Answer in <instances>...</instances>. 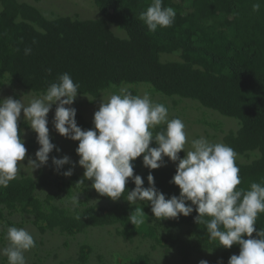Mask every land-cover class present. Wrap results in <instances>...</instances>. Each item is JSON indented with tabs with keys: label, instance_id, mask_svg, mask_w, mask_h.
I'll return each instance as SVG.
<instances>
[{
	"label": "trees",
	"instance_id": "trees-1",
	"mask_svg": "<svg viewBox=\"0 0 264 264\" xmlns=\"http://www.w3.org/2000/svg\"><path fill=\"white\" fill-rule=\"evenodd\" d=\"M185 1L163 0V6L176 11L175 21L170 27L151 32L139 19L151 0H94L101 17L87 20L70 17L50 20L26 3L0 0V78L8 73L25 90L45 93L49 83L66 72L79 83L80 95L98 97L112 86L146 83L165 96L196 100L203 107L238 120L239 129L224 136L225 145L237 155L259 153L250 163L235 162L241 178L237 187L247 189L252 182L264 181V0H191L190 10L183 9ZM257 2L261 7L254 12L252 5ZM111 23L126 36L114 35ZM26 47L32 49L30 55L24 54ZM162 53L175 54L179 60L162 62ZM76 121L86 130L94 127L80 115H76ZM27 126L18 121L19 130ZM161 127L164 126H158L157 130ZM153 146L154 143L150 144ZM142 160L141 155L133 165L134 175L143 178L144 187L148 186L147 175L151 171L156 188L166 199L179 196V187L170 183L176 169L162 166L150 170ZM70 167L71 164L62 166L59 173L64 176L63 172ZM66 177L63 185L67 194L86 184L85 180L78 183L81 178L74 171ZM41 178L39 184L45 185L44 176ZM53 183L59 185L56 179ZM36 186L29 177L15 178L8 187L0 188V206L10 210L17 205L29 208L41 231L58 229L75 234L107 219L109 225H119L116 232L124 239L140 235L156 243L167 240L183 261L206 248L220 251L223 263L227 264L231 253L239 249L238 245L230 249L220 247L218 241L210 240L206 227L194 221L198 215L195 210L187 217L158 220L147 201H138L136 207L121 206L113 201L127 202L123 197L112 200L93 187L92 193L108 201L109 207L83 205L72 213L56 206L44 210L34 197ZM134 187L129 180L126 188L130 191ZM135 208H143L145 221L153 224L134 226L128 217ZM181 226L189 227L187 233L191 238L180 239L170 234L171 228ZM256 228L264 229V213L258 214ZM89 252L90 248L82 245L79 259L84 262ZM144 257L141 264L145 263Z\"/></svg>",
	"mask_w": 264,
	"mask_h": 264
},
{
	"label": "clouds",
	"instance_id": "clouds-1",
	"mask_svg": "<svg viewBox=\"0 0 264 264\" xmlns=\"http://www.w3.org/2000/svg\"><path fill=\"white\" fill-rule=\"evenodd\" d=\"M260 7L259 2L254 3L252 10L258 12ZM175 17L176 11L163 6V0H151L139 15L151 32L172 26ZM31 52L30 47L24 49L25 55ZM79 88V83L65 72L27 106L11 96L0 99V188L8 187L16 178L19 162L26 156L24 133L18 129L21 111L28 126L37 134L40 146L35 159L29 158L28 165L33 170L45 166L53 149L60 151L51 142L47 126L48 113L55 105V130L79 142L75 150L79 156L76 163L84 169L79 184H83L84 179L91 180V186L100 195L112 200L123 197L132 205L147 201L158 220L187 217L195 210L198 215L194 221L206 227L210 240L218 241L224 248L239 246V254L231 255L227 264H264V229L256 228L258 214L264 213V181L252 182L247 189L237 187L241 184L240 169L232 147L200 137L192 139L190 149L185 151L188 140L184 122L180 118L169 119L167 107L154 102L147 92L142 96L125 90L112 94L94 112V127L82 130L76 121L77 110L72 107ZM161 125L164 127L157 130ZM153 143L155 146L150 147ZM181 151L185 153L183 158L179 155ZM141 155L143 165L150 170L165 166V157L178 162L170 183L179 187V196L166 199L156 188L151 171L147 175L148 186L144 187L143 178L134 175L133 165ZM52 164L59 173L62 166L73 162L65 155L52 157ZM74 167L75 164L63 175L71 176ZM129 180L135 185L130 191L126 188ZM188 201L191 203H186ZM145 216L143 208H135L128 218L136 226L145 222ZM7 240L9 244L3 249V255L8 264H26L24 253L36 247L33 236L24 228L11 226L7 229ZM199 264L209 262L202 259Z\"/></svg>",
	"mask_w": 264,
	"mask_h": 264
},
{
	"label": "rangeland",
	"instance_id": "rangeland-1",
	"mask_svg": "<svg viewBox=\"0 0 264 264\" xmlns=\"http://www.w3.org/2000/svg\"><path fill=\"white\" fill-rule=\"evenodd\" d=\"M18 3H26L35 7L47 19H55L57 17H70L72 19H96L101 15L94 0H16ZM178 3V0H172ZM191 0H186L183 4L184 10H190L189 4ZM1 10V6H0ZM110 28L114 35L125 37L123 30L116 25L110 24ZM162 62L178 61L179 57L175 54L162 53L160 55ZM0 99L11 96L20 100L25 106L34 99L42 96L44 93H34L25 90L12 77L5 73L0 78ZM121 90L133 92V95L142 96L149 93L151 99L156 103L164 104L168 109L169 119L180 118L185 124V132L187 134L188 143L185 145V151L190 149L192 139L200 137L206 138L212 143H224V136L229 132H236L240 124L235 118L223 116L217 111L203 107L199 102L192 99L181 98L179 96H165L155 92L151 85L146 83L122 84L112 86L102 91L98 97L90 95L78 94L72 107L76 108L77 114L82 116L85 121L93 123L94 112L99 109L102 102H107L114 93ZM55 105L48 113V128L51 142L60 149H56L49 154L47 165L38 169H32L28 165L29 158L35 159V152L40 147L36 140V133L29 126L23 129L22 139L27 149L25 159L19 162V171L16 175L17 179L29 177L33 179L37 186L33 192L34 197L42 203L44 210H48L51 206L65 209L68 213H72L75 209L80 210L83 205L105 206L109 207L108 201L101 200L92 193V181L84 179L86 184L80 185L78 189H73L67 194L64 189L63 182L67 180L66 176H62L55 170L51 158L56 155L58 158L68 156L75 164L73 171L79 178L83 179L84 169L78 165L79 156L76 154L78 141L61 136L54 128L53 118L55 113ZM19 122L24 120L23 111ZM78 126L80 124L77 122ZM82 130H86L81 127ZM29 145L31 148H29ZM181 158L185 155L183 151ZM259 153L254 151L247 155H237L235 162L247 164L256 159ZM165 166L176 169L177 163L171 162L167 157ZM73 164H71L73 166ZM41 176L46 180L45 185H40ZM62 176V177H61ZM57 180L59 185L53 183ZM90 194L86 200L85 197ZM53 196V198H48ZM85 202V203H84ZM121 206L129 205L136 207L139 202L134 205L125 201H113ZM111 202V203H113ZM0 264H8L7 257L3 255V249L8 246L7 229L15 226L24 228L34 238L36 247L24 253L26 264H141L140 259L144 257V264H199L200 260H207L209 264H218L221 261V252L203 248L199 253L191 255L187 261H183L176 247H170L169 242L161 241L156 243L151 238H143L140 235L134 236L131 240L124 239L116 232L119 225H109L107 219L96 222L95 225L87 228L85 231L75 234L60 232L58 229L41 231L34 223V214L29 208L17 205L15 209H8L0 206ZM145 221V219H144ZM146 225H152L153 222L145 221ZM120 228V227H119ZM189 227L181 226L180 228H171L170 234L178 236L180 239L191 238L187 233ZM159 232L161 230L159 229ZM82 245L90 248L85 261L79 259V249ZM239 254V249L231 253V255ZM230 255V256H231ZM224 264V263H223Z\"/></svg>",
	"mask_w": 264,
	"mask_h": 264
}]
</instances>
